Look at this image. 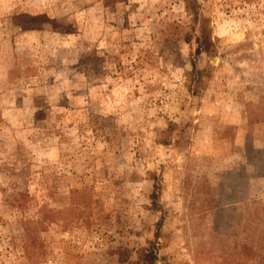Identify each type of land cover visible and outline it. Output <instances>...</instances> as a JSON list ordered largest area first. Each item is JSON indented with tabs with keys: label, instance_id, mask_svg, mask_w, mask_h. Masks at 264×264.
Masks as SVG:
<instances>
[{
	"label": "rangeland",
	"instance_id": "rangeland-1",
	"mask_svg": "<svg viewBox=\"0 0 264 264\" xmlns=\"http://www.w3.org/2000/svg\"><path fill=\"white\" fill-rule=\"evenodd\" d=\"M193 5L0 0V264H264V0Z\"/></svg>",
	"mask_w": 264,
	"mask_h": 264
},
{
	"label": "trees",
	"instance_id": "trees-1",
	"mask_svg": "<svg viewBox=\"0 0 264 264\" xmlns=\"http://www.w3.org/2000/svg\"><path fill=\"white\" fill-rule=\"evenodd\" d=\"M195 0H191L192 2V6H191V2L188 0V6L190 9L195 10L196 9V5H193ZM202 19V21L200 20ZM194 20H198L200 23L198 32L201 38V42L205 48V50L209 53H211V36L210 33L208 32V28L206 25V21L203 19V17L199 14H195V19ZM213 51V50H212ZM256 204L253 207V211L251 212V220L253 222L256 223V226H253L250 228L251 230V238L253 239H264V228L260 229V223L263 222L264 224V204L263 203H259V202H255ZM27 229V228H26ZM29 230V229H28ZM31 237V235H29L28 233V241L27 243H29V240ZM144 257L143 258V263L144 264H156L157 260H158V254H157V248H155V246H151L149 249H146L144 251Z\"/></svg>",
	"mask_w": 264,
	"mask_h": 264
}]
</instances>
